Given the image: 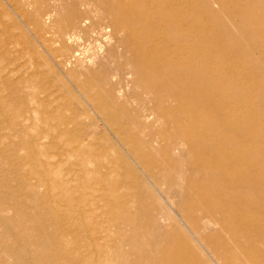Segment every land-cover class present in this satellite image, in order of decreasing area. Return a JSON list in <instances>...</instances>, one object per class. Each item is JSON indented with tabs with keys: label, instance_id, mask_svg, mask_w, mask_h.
Listing matches in <instances>:
<instances>
[{
	"label": "bare ground",
	"instance_id": "obj_1",
	"mask_svg": "<svg viewBox=\"0 0 264 264\" xmlns=\"http://www.w3.org/2000/svg\"><path fill=\"white\" fill-rule=\"evenodd\" d=\"M55 1L18 10L40 37L55 31L50 54L67 93L79 94L77 108L59 115L58 132L35 142L79 155L94 176L82 192L107 196L117 229H98L95 237L121 233L113 247L123 264H264V51L253 57L264 50V32L253 31L264 27V6ZM81 226L65 216L42 227L33 238L46 249L35 254L44 264H78L59 239L81 228L95 232ZM114 254L99 251L98 264H113ZM9 256L0 245V264Z\"/></svg>",
	"mask_w": 264,
	"mask_h": 264
},
{
	"label": "rangeland",
	"instance_id": "obj_2",
	"mask_svg": "<svg viewBox=\"0 0 264 264\" xmlns=\"http://www.w3.org/2000/svg\"><path fill=\"white\" fill-rule=\"evenodd\" d=\"M35 1L37 3L33 0L32 4L31 0H0V245L10 252L3 264H44L43 258L35 252L46 249L45 242L34 239L33 235L42 234V227L56 225V220L65 216L79 227L90 223L95 230L87 234L81 228L78 235L59 239L64 243L62 248L79 259L78 264H98L99 251L115 253L112 263L123 264L113 247V241L121 243V233L112 230L105 240L95 237L98 229L111 226L117 229V223L107 210V196L82 192L81 186L91 177L94 179L92 173L87 172V165L81 162L79 155L69 156L62 144L43 150L35 142L42 134L51 136L58 132L59 115L71 114L76 107L72 102L76 99L74 95L79 94L76 90L72 91L74 95L67 93L62 84L63 73L50 54L48 42L55 38V31L51 29L44 34L45 38L40 37L32 32V25L18 10L30 12ZM235 2L244 4L245 1ZM250 2L251 6H264V0ZM55 3V0H44L46 6L53 7ZM212 6L217 9L220 4ZM261 20L264 21V17ZM263 28L260 23L253 25L255 32H264ZM263 51L257 49L253 57ZM35 94L39 102L33 100ZM23 112L27 117L22 120L17 114ZM87 116L89 118L90 114ZM102 143L108 145L107 140ZM96 161L91 165H96ZM32 183L50 188L48 191L44 187L33 189ZM67 187L73 189L67 191ZM71 202L84 207L70 209L66 205ZM39 205H52L55 212L42 215L37 209ZM51 232L57 238L59 227L53 226ZM57 251L58 247L54 246L53 252Z\"/></svg>",
	"mask_w": 264,
	"mask_h": 264
}]
</instances>
